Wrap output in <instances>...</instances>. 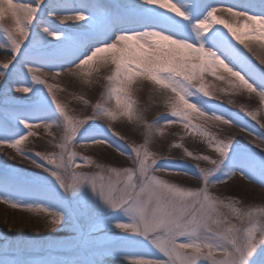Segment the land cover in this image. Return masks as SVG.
Instances as JSON below:
<instances>
[{"label":"snow or ice","instance_id":"1","mask_svg":"<svg viewBox=\"0 0 264 264\" xmlns=\"http://www.w3.org/2000/svg\"><path fill=\"white\" fill-rule=\"evenodd\" d=\"M5 16L15 26L0 24V50L7 54L0 62V147L41 171L0 169V201L41 212L45 228L58 229L66 215L86 213V200L70 206L66 196L88 185L114 215L77 225L68 240L2 237L0 264H105L109 256L126 264H264V207L212 191L237 174L264 186V149L255 151L233 133H212L207 122L238 126L262 144L264 131L228 114L206 83L214 76L232 94L255 93L264 105V67L255 63L264 64V57L245 42L264 45V0H0V19ZM101 67L109 74L96 103L77 97L91 114L76 115L49 83L66 76L99 84L93 74ZM145 82L163 94L169 111L150 124L133 98ZM113 98L117 108L107 106ZM244 110L259 123L258 111ZM123 117L145 122L143 143H121L125 136L112 122ZM175 123L201 137L218 158L173 147L211 167L176 160L169 169L158 162L165 158L149 151L152 129L162 136L163 126ZM34 128H42L58 151L29 150ZM79 141L106 145L131 166L81 156ZM158 173L190 176L197 184L182 186ZM38 251L47 255L35 258Z\"/></svg>","mask_w":264,"mask_h":264},{"label":"rangeland","instance_id":"2","mask_svg":"<svg viewBox=\"0 0 264 264\" xmlns=\"http://www.w3.org/2000/svg\"><path fill=\"white\" fill-rule=\"evenodd\" d=\"M0 22H12V19H9L8 16H5L3 19H0ZM15 26V25H14ZM259 43V41H256ZM6 53L0 50V62L6 59ZM109 74V69L103 68L99 70L98 73H94V80L99 77L100 83H93V89L89 91L79 90L78 83L80 81L75 78H68L66 76L57 79L56 81L49 80V83H52L57 86L58 89L64 91L60 93L57 88V95L62 102L67 104L68 108L72 110L76 115L91 114V108L84 105L82 99H77V97H82L87 99L91 104L96 103L100 97V93L104 91L102 85L106 83L104 77ZM155 91L151 85L138 84L136 86V91L133 98L137 101L138 107L146 118L147 123L158 119L160 116L169 115L168 109L165 107L162 98L154 97ZM112 102L117 108L115 98ZM214 102L220 103L223 105V108L228 110V114L235 115L242 119H245V122L250 126L255 127L257 131H264L260 128V124L264 123V105H261L260 100L257 99L254 93L249 94L245 93L236 98L234 103L229 104L228 101H219L215 100ZM243 106V107H242ZM244 108L258 111V120H252L247 114ZM194 124H203L202 119H193ZM98 123L107 124V120H100ZM163 126V125H162ZM113 130L125 136V141L121 143L128 144H141L144 142L145 134L147 129L145 128V122H133L129 121L127 117L118 118L116 121L112 122ZM164 127V134L161 136L156 129H152V132L155 135H152L149 140L148 148L149 151L156 153L161 159L158 162L165 164L167 168L172 169L176 165L174 161L183 160L188 164L200 163L201 167H211V165L206 162L193 161L190 158H187L183 155V148H175L174 144H182L184 140L185 133L187 131L193 133L190 130L183 128L182 124L175 123ZM207 128L212 133H219L221 136L227 135L229 133L235 134V136L242 140L245 143H248L250 147H253L255 151L260 152L264 149V144L261 143L259 138L253 134L249 136L246 132H241L239 127H228L223 125L215 124L212 121L207 122ZM223 128V132H220V129ZM35 136L29 137L26 141L27 148L33 152L36 151H58L51 144L48 143V140L51 137L47 136L42 128H34ZM57 136H59V131L56 129L52 130ZM198 138H201L198 136ZM203 143L199 145L194 140L184 142V147L188 148L190 151L202 154L209 155L212 158H218V154L212 152L211 149L207 148L206 143L200 139ZM86 142L79 141L76 146V151L81 156H88L93 160H96L101 163L108 164L109 166H121V167H130L131 161L127 157H122L118 152H115L111 149H107L106 145H95L88 144ZM85 146H81V145ZM260 145V147H256ZM15 156L13 149L9 147H0V169L6 168H20L24 172H39L40 169H35L31 164L26 161L21 160L20 157L15 159L10 158ZM77 163H80L83 167V162L78 160ZM88 170V169H85ZM158 175L163 176V178L171 179L173 182L178 183L182 186H195L197 181L192 179L190 176L184 175H165L163 173H158ZM214 193L222 194L225 196H231L237 199H240L244 204L254 206V207H264V186L255 182H248L247 180H242L237 174L230 180H226L224 183L216 185L212 188ZM83 198L88 202V209L86 213H78L75 216L66 215L65 220L62 223L61 227L58 229H48L45 228V216L43 213L32 210L29 211L24 208H12L7 203L0 201V245H3L4 240L2 237H32V236H42L49 238L51 240H68L70 237L75 235L74 228L79 225L80 227L86 228L93 219H103L107 220L109 217L113 216L114 213L112 210L108 209L103 205L100 198L94 194L91 188L88 185L82 186L76 193H69L66 196V199L71 206L74 199ZM50 219V217H48ZM126 222V221H122ZM47 255L45 252H35L33 256L35 258H40ZM132 258H141L128 257L130 261ZM149 258V257H143ZM105 264H126V262L120 256H109L105 260ZM200 264H207V262L201 261Z\"/></svg>","mask_w":264,"mask_h":264},{"label":"bare ground","instance_id":"3","mask_svg":"<svg viewBox=\"0 0 264 264\" xmlns=\"http://www.w3.org/2000/svg\"><path fill=\"white\" fill-rule=\"evenodd\" d=\"M14 2H17V0H14ZM169 2H175V0H169ZM216 15L220 19L224 20L226 23H233L234 24V22H233V20H232V18H231V16L229 14L224 13L222 11H218L216 13ZM8 17H9V19H11L10 16H8ZM0 24H4V25H7L9 27H13L14 28V21H12L10 23L9 22H0ZM218 26H222V25H218ZM234 26H235V24H234ZM256 41H259V40L249 41V40L246 39L245 42L248 43L250 45V47H252L254 49V51L257 53V55H259L261 57H264V45H262V43L260 41H259V43L256 42ZM240 47H243V45H240ZM253 59L255 60V57ZM255 63L259 67H264V64H260L259 60H255ZM103 68H106V67H101L100 70H102ZM242 75H243V73H242ZM93 78H94V75H93ZM206 83L209 86V91L213 92L215 94V96L217 97V100H219V101H224V100L225 101H229V100L236 101V98H238L242 94L248 93L247 91H244L242 94H232L230 86L225 81H220L216 77L211 76V75H207L206 76ZM143 85H147V86L151 85L152 86V84L150 82H145V83H143ZM78 86L80 88L79 90H83V91H89V90L93 89V84L85 85L82 82H80V83H78ZM220 89H224V92H221ZM57 90L60 93H64V91H62V90H60L58 88H57ZM169 94H171V93H169ZM162 95H163L162 93L157 92V91H155V93H154V97L157 98V99L161 98ZM256 97L259 100V97L258 96H256ZM107 106L110 107V108H116V106L114 105V103L112 101ZM232 116L235 119H239V120H242L243 122H245V119H242V118L237 117L235 115H232ZM200 139L201 138H198V136H195V135H193V133L187 131L185 133L184 140L181 143L184 144V142H186V141L194 140L196 143L201 145L203 142L200 141ZM88 144H91V142H86L85 145H88Z\"/></svg>","mask_w":264,"mask_h":264}]
</instances>
